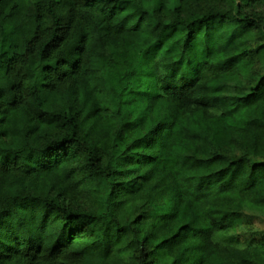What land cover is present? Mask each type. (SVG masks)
I'll use <instances>...</instances> for the list:
<instances>
[{
  "label": "trees",
  "instance_id": "obj_1",
  "mask_svg": "<svg viewBox=\"0 0 264 264\" xmlns=\"http://www.w3.org/2000/svg\"><path fill=\"white\" fill-rule=\"evenodd\" d=\"M0 264H264V0H0Z\"/></svg>",
  "mask_w": 264,
  "mask_h": 264
}]
</instances>
